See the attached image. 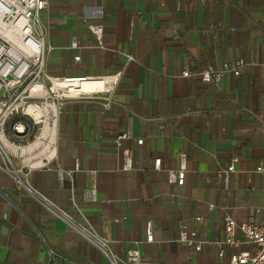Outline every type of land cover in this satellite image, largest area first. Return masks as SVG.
I'll list each match as a JSON object with an SVG mask.
<instances>
[{
	"label": "crops",
	"instance_id": "0c3cea01",
	"mask_svg": "<svg viewBox=\"0 0 264 264\" xmlns=\"http://www.w3.org/2000/svg\"><path fill=\"white\" fill-rule=\"evenodd\" d=\"M262 1L239 34L219 0H48L40 13L48 74L104 85L66 99L50 126L53 151L24 148L34 136L14 141L8 125L0 147V264H53L51 253L59 264H109L64 212L89 221L116 254L138 246L153 264L216 262L226 215L264 221ZM91 22L104 25L102 44ZM241 57V74L223 72L220 89L202 81L207 67ZM124 132L130 136L119 145ZM128 154L132 167L124 169ZM185 226L204 241L201 250L179 240Z\"/></svg>",
	"mask_w": 264,
	"mask_h": 264
},
{
	"label": "built area",
	"instance_id": "2783aa9c",
	"mask_svg": "<svg viewBox=\"0 0 264 264\" xmlns=\"http://www.w3.org/2000/svg\"><path fill=\"white\" fill-rule=\"evenodd\" d=\"M48 3V0H0V147L8 141L6 132L10 124L14 141L29 140L34 136L24 148L38 150L39 147H48L53 151L55 143L50 126L59 119L66 99L84 95L85 93L79 90L80 84L91 80L87 75L48 74L47 60L51 47L47 45L46 35L40 27V13ZM88 26L102 44L104 25L91 22ZM262 28L264 29V15ZM72 46L78 47V42L74 40ZM74 60L80 62L81 54L75 55ZM245 64V59L241 57L236 61L224 62L221 68L207 67L201 73V79L204 83H213L220 89L223 72L231 71L239 75ZM262 65L264 72V61ZM183 75L189 76L190 70L186 69ZM110 104L111 99H108L103 105L107 108ZM31 110H41L42 114L37 117ZM259 120L263 124L264 132V115L259 117ZM38 127L41 128L36 134ZM129 136L128 132L122 133L117 144L120 145L121 141ZM138 143H143V139H138ZM160 165L161 158L155 159V167L159 169ZM131 167L132 157L128 154L124 169ZM233 168L232 166L230 169ZM257 171L264 174V161L258 165ZM176 177L173 174L171 181H175ZM64 215L75 231L91 240L103 252L109 264H153L143 257L138 246L130 248L125 255L116 254L112 250L111 240L98 237L89 221H86V224L76 223L68 212H64ZM195 222H203V217L197 216ZM225 233V238L219 242V259L210 264H264V221L249 220L238 223L233 217L226 215ZM179 240L190 246L195 245L198 251L204 243L197 237L196 230L189 231L186 226L180 231ZM146 241H154L151 221L148 222ZM244 245H247V248H243ZM51 257V263L59 264L53 253ZM64 264L80 263L67 261ZM86 264L97 263L90 261Z\"/></svg>",
	"mask_w": 264,
	"mask_h": 264
},
{
	"label": "trees",
	"instance_id": "16d2710c",
	"mask_svg": "<svg viewBox=\"0 0 264 264\" xmlns=\"http://www.w3.org/2000/svg\"><path fill=\"white\" fill-rule=\"evenodd\" d=\"M222 2L229 7V28L239 30V34L245 33L248 17L263 8L262 0H219V4Z\"/></svg>",
	"mask_w": 264,
	"mask_h": 264
},
{
	"label": "bare ground",
	"instance_id": "6f19581e",
	"mask_svg": "<svg viewBox=\"0 0 264 264\" xmlns=\"http://www.w3.org/2000/svg\"><path fill=\"white\" fill-rule=\"evenodd\" d=\"M103 85H104V83L101 81H86V82H82L80 84L79 90H81L84 93L85 92L89 93L90 91H92L94 89L102 88ZM31 112L37 117L42 114L41 110H35V111L31 110Z\"/></svg>",
	"mask_w": 264,
	"mask_h": 264
}]
</instances>
